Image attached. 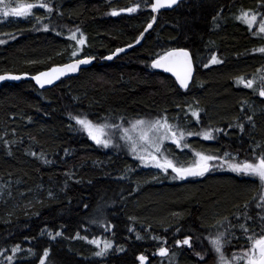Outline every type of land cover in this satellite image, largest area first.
Listing matches in <instances>:
<instances>
[{"label":"trees","instance_id":"1","mask_svg":"<svg viewBox=\"0 0 264 264\" xmlns=\"http://www.w3.org/2000/svg\"><path fill=\"white\" fill-rule=\"evenodd\" d=\"M137 1L143 2L49 0V18L40 11L25 19L0 16V73L34 74L78 59L69 47L80 31L92 52L86 56L97 59L49 89L32 80L0 83V264H141V256L147 264H203L207 257L216 261L215 231L229 229V253L251 246L248 237L264 236L258 179L226 171L173 179L171 171L144 167L126 150L98 146L73 119L162 118L178 110L195 119L196 133L211 129L215 137L191 139L194 150L241 158L264 152V85L237 82L264 64L258 51L264 35L236 21L247 5L264 11V0L181 1L159 12L140 45L104 60L136 42L153 21L146 8L153 0L126 11ZM121 8L126 12L112 14ZM172 48L188 49L195 59V79L185 91L152 67ZM168 148L179 164L192 154L188 147ZM187 237L191 247L178 245ZM105 242L111 244L106 250ZM161 248L168 254L160 255Z\"/></svg>","mask_w":264,"mask_h":264},{"label":"snow or ice","instance_id":"2","mask_svg":"<svg viewBox=\"0 0 264 264\" xmlns=\"http://www.w3.org/2000/svg\"><path fill=\"white\" fill-rule=\"evenodd\" d=\"M177 0H155L154 3L151 4V8L153 11H159L164 7H171L175 5ZM46 8L49 13H51L54 9L48 3H45L44 0H39L38 3H28V4H19L17 7H11L6 3V0H0V14L3 16H27L31 9L33 8ZM139 7H130L126 9L128 12H134ZM113 15H117L115 11L112 13ZM244 20L246 23L251 26L255 20L256 16L253 14L249 17L248 12H242L241 16L238 18ZM155 22V18L153 17V23ZM148 28L152 27V23H149ZM259 30L261 33H264V23H261L259 26ZM77 31H80L77 29ZM83 36V33H81ZM72 40H77L76 33H72ZM143 37L141 36V39ZM86 38L77 40V43L80 45H84ZM0 43H4L3 40H0ZM139 43V40H137ZM132 47V45H129ZM124 49H117V52H122ZM260 52H264V48L259 49ZM73 56L77 55L76 51H73ZM112 57H108L111 59ZM93 58L88 57L84 59H78L73 64L66 65L62 68H52L49 72H41L39 75L33 77V79L43 87L45 84H51L54 80H58L61 75L65 74L67 71L75 72L78 70L79 66L82 64H89ZM212 63H221V61L217 60L215 57L212 58ZM154 68H163L165 71L172 72L176 75L177 79L180 82V85L187 89L189 85V81L192 77L193 65L192 60L189 55V52L184 49H174L168 51L164 55H162L159 59L155 60L152 64ZM6 78L11 79H20L19 76L5 77L0 76V80H4ZM237 82L240 84H244L247 88H252L254 81L249 80L245 81L243 77L237 78ZM259 95L264 96V88L259 90ZM193 116L199 118V113L193 111ZM80 124L83 129L87 132V134L94 140L97 144H100L104 147H108L111 145V138H105L107 136L104 131L107 127L119 128V125H107V124H94L91 120L85 118H81L79 116L73 117ZM251 120V117H249ZM243 129V126H240ZM217 131H223L222 129H218ZM124 139L130 142L131 149L135 153L138 148L144 154L138 155V159L145 162L150 163L158 169H162L165 173L172 170L176 175L173 179L179 178L181 180L187 179L188 177H200L204 176L209 171L213 170L215 165L212 163L213 161L220 160L221 157L214 154H205L203 152H196L195 159L190 165H178L173 159H170L165 152L167 149L163 147V142L165 140H171L177 147H188V144L185 142L183 145L182 141L185 140V136L192 135H202L206 140L215 139L211 130H205L202 133H193L191 131L185 133L184 130L180 129L178 125L174 126L168 123L167 117L157 118L154 121H146L144 119L136 120L132 123L131 128H124ZM135 132V136L130 135L129 133ZM142 146V147H141ZM259 147V145L257 146ZM224 156L230 157V153H225ZM228 165L229 169L237 174L251 177L253 179H258L261 186L264 187V152H261L259 155L255 156L252 160H243L236 162L235 160L228 159L225 161ZM226 219V218H225ZM230 223V222H229ZM244 232L247 234L248 229L245 225H241ZM225 233H218L214 238H210V243L213 246L214 251L219 256L218 264H231V261L227 260L222 249H223V241L222 237ZM139 238V237H138ZM251 241V247L244 253V259H246V264H264V236H260L259 238L253 239L252 237H248ZM191 237H187L183 241H178V243L183 245H188L191 247ZM93 244L99 245V242L96 240L90 241ZM111 247L110 243L105 242L104 250ZM168 250L166 248L160 249V255H167ZM104 251L97 252V256H102ZM49 255L46 250L43 253V256L47 258ZM200 256V253H197ZM11 259V257H9ZM141 260H145L146 257L141 256ZM201 259H204L201 256ZM239 259V258H237ZM40 264H45L44 259L40 260Z\"/></svg>","mask_w":264,"mask_h":264},{"label":"rangeland","instance_id":"3","mask_svg":"<svg viewBox=\"0 0 264 264\" xmlns=\"http://www.w3.org/2000/svg\"><path fill=\"white\" fill-rule=\"evenodd\" d=\"M38 2H39V0H6V3L8 5H10L11 7H17L21 3L28 4V3H38ZM44 2L48 3L49 0H44ZM144 2H145L144 0H143L142 3H139V1H137L136 4L133 7H136L137 5H139L140 8H144V4H145ZM48 4L51 5L50 3H48ZM146 8L151 10V4L146 3ZM38 11H40L41 13L47 15L48 16L47 18H49L53 14L52 12L49 13L46 8L36 7V8L31 9V12L27 16H13V15L3 16L2 14H0V16L3 19H7L9 17H11L14 20H16V19H25L27 17H34V15ZM114 11L116 13H118V14L126 12L124 8H121L118 11H116V10H114ZM136 11H137V9H136ZM136 11L131 12V13H135ZM242 12H248L249 13V17L251 15H253V14L256 16L255 22L250 27L252 29H254V28L256 29L255 33L257 34V36H260V37L263 36L264 33H261L260 30H259L260 24L264 23V11L262 10V5H261V7H259L258 5H255L253 7L251 5H247L245 7H242L241 10L239 11V13L237 14V20L236 21H240V22L243 21L245 24L249 25L244 20L238 19L241 16ZM80 32L83 33V36H81V34H77L79 32H75L76 36H77V40L86 38L85 33L83 31H80ZM77 40H72V42L70 44L71 45L70 48H69L70 57L77 58V57L86 56V54H92L91 51H88V48H84V46L88 44L87 38L85 40L84 45L78 44ZM67 49H68V47H67ZM73 51L77 52L76 56L72 55ZM90 56H92V55H90ZM220 60H221V58H220ZM209 64H211V63H209ZM242 76H243L245 81H249V80L254 81L253 85H255L256 81L257 82H261V84L264 85V64L261 65L259 67V69H257V71L255 73H253L252 75H242ZM260 97L262 99L264 98L263 96H260ZM192 102H193V100H190V101L186 102V104L190 103L189 105H191ZM256 105L257 104H254L255 107H256ZM260 107H261L262 110H264V103ZM195 110H196L195 112H198L197 109H195ZM173 114L174 115H169L168 117L166 116L169 124H172L174 126L178 125L180 129L185 131V133H187L189 131H191L193 133H196L194 130H196L197 125L196 126L194 125V123H195V119L194 118L190 117V115H186V116L183 117L182 115L179 114L178 110H177V112H174ZM81 118H83V117H81ZM106 118L108 119V121H99V122L97 121V122H93V123L94 124H107V125H119L120 126L119 128L107 127V128L104 129V131L107 134V136L105 138H111V140H112L111 145L108 146V147H112V148H114L116 150H121V149L122 150H126V152L128 154H130L131 157H133L134 159L138 160L141 163L142 166L147 167V168H151V169H158V168H156L155 166H153L150 163H145V162L139 160L138 159V155H142L144 153L141 152L139 148H138L137 152L134 153L132 151V149H131L130 142L123 138L124 137L123 129L124 128H131L132 123L135 122L136 120L144 119L146 121H154V120L157 119L156 117L145 116V117H133V118H130V119H126V118H123L122 115H116V116H112V117L106 116L105 119ZM196 119H197V117H196ZM78 127L87 134V132L83 129V127L80 124H78ZM205 130H211V129H205ZM205 130H203V131H205ZM202 132H200V133H202ZM129 134L133 135V136L136 135L135 132H131ZM197 136H199V135H192V136L186 135L185 136V140L181 142L182 145L186 142L188 144V148L190 149V152L192 153L190 155L189 159H188V162L179 164V159L177 157H175L173 154H171V150H169L168 147H176L177 148V146L171 140H165L163 142V147L165 149H167L165 154L170 159H173V161L176 162L178 165H185V166L190 165L193 162V160L195 159V153L196 152H203L205 154H208L207 152H205L203 150L200 151V150H194V149L191 148V147H196L191 142V139H193V138H195ZM201 137H203V136L201 135ZM97 145L100 146V147H104V146H102L100 144H97ZM179 148H186V147L181 146ZM227 153H230L231 156L230 157H226V156H224V154L223 155H218V156L221 157V159L212 162L215 165V167L213 168L212 172L226 171V172H230V173L235 174V175H240V174H237V173L231 171L229 169L228 165L225 163V161L228 160V159H232V160H235L236 162H239V161H243V160H252L255 157V156H253L251 158H249V157L241 158V157L238 156L237 153H234V152L233 153L232 152H227ZM169 171L172 172L171 169H169ZM172 173L174 174V176L176 175L174 172H172ZM261 198H262V200L264 202V187H263V190H262ZM221 232L225 233V235L222 237V241H223V249H222V251H223L225 257L227 258V260L231 261V264H246V259L243 258L244 257V253L247 252V250L251 246L247 245V246L243 247V249L240 248V250H238L237 252H233L232 251L231 253H229L224 248V243H225L224 241H227L226 234H227V232H229V229H228V231L226 229H224V231L223 230L215 231V232L211 233L210 236H211V238H214L216 235H218V233H221ZM178 245H183V244L179 243ZM168 251H169V249H168ZM159 252L160 251H158V253ZM215 258H216V261L215 260H209V258L207 257L203 261V264H218L219 256H218L217 253H216V257ZM237 258H239V259H237ZM141 264H147V260L146 259L145 260H141Z\"/></svg>","mask_w":264,"mask_h":264},{"label":"water","instance_id":"4","mask_svg":"<svg viewBox=\"0 0 264 264\" xmlns=\"http://www.w3.org/2000/svg\"><path fill=\"white\" fill-rule=\"evenodd\" d=\"M181 1H184V0H177V3H176L175 5H172L171 7H164V8H161L158 12H157V11H153V9H152V11H153V17L155 18V22H154V23H153V21L150 22V23H152V27H151V28H148V27H147L148 25L146 26V28L144 29V31L141 33L140 37L138 38L139 43L136 42V43L130 44V45H132V47H129V45L119 47V48H117V49H124V51H122V52H117V49H116L112 54H110V55H108L107 57H105L104 60H111V59L115 58L118 54H121V53H124V54H125V53L129 52L132 48H134V47L140 45V44L143 42V39H144L146 33H147L149 30L153 29V27L156 25V23H157V21H158V14H159V12H160V11L172 10V9H174L175 7H177L178 4H179ZM154 2H155V0L152 1V3H154ZM141 36L143 37L142 39H141ZM174 49H184V48H173V49H171V50H174ZM171 50H169V51H171ZM184 50H186V51L189 52V55H190L191 60H192V65H193L192 77H191V80L189 81V85H188V87H190V85L192 84V82H193V80H194V77H195V73H196V64H195V60H194V57H193L192 53H191L189 50H187V49H184ZM166 53H167V52H166ZM110 56H111L112 58H111V59H108V57H110ZM88 57L93 58V59L91 60V63L80 65L79 68H78V70L75 71V72H71V71H67V72H65V74L61 75L60 78H59L58 80H54L53 83H51V84H45L43 87H41V86H40V85H39V84L33 79V77H35L36 75H39L41 72H49L52 68H62V67H64V66H66V65H69V64H73V63H75V61L78 60V59H84V58H88ZM78 59L71 60V61L66 62V63H64V64L53 65V66H51V67H48V68H46V69H43V70H41V71L35 73V74H28V73L17 74V73H11V72H8V73H0V76H5V77L19 76V77H20V79L6 78V79H4V80H0V83H2V82H6V81H15V82H19V81H21V80H23V79H26V80H32V81L35 83V85H36L39 89H43V90H44V89H49V88L55 87V86H56V85H57L62 79H66V78H68V77H70V76L78 75L82 69L91 66V65L96 61V57H94V56H83V57H79ZM158 59H159V58H158ZM156 60H157V59H156ZM154 61H155V60H154ZM154 61H153V62H154ZM153 62H152V64H153ZM157 69H159V70H161V71H163V72H165V73L170 74L172 77L175 78V80H176L177 85L179 86V88H180L181 90H183V91L186 90L185 88H183V87L180 85V82H179V80L177 79V77H176V75H175L174 73H172V72H168V71H165L163 68H157ZM206 174H207V173H206ZM206 174H205V175H206ZM200 177H202V176H200ZM192 178H198V177H188V178L185 179V180L192 179Z\"/></svg>","mask_w":264,"mask_h":264},{"label":"bare ground","instance_id":"5","mask_svg":"<svg viewBox=\"0 0 264 264\" xmlns=\"http://www.w3.org/2000/svg\"><path fill=\"white\" fill-rule=\"evenodd\" d=\"M158 18H159V14H158ZM151 22H152V21H151ZM148 24H149V23H148ZM143 31H144V30H143ZM143 31H142V32H143ZM149 31H150V30H149ZM149 31H148V32H149ZM146 34H147V33H146ZM140 35H141V34H140ZM139 37H140V36H139ZM143 40H144V39H143ZM136 42H137V41H136ZM136 42H134V43H136ZM131 44H133V43H131ZM128 45H130V44H128ZM125 46H126V45H125ZM68 47H69V46H68ZM69 48H70V47H69ZM172 49H173V48H172ZM184 49H185V48H184ZM170 50H171V49H170ZM187 50H188V49H187ZM167 52H168V51H167ZM190 52H191V51H190ZM118 55H119V54H118ZM118 55H117V56H118ZM163 55H164V54H163ZM117 56H116V57H117ZM94 57H95V56H94ZM159 58H160V57H159ZM157 59H158V58H157ZM96 60H97V59H96ZM155 60H156V59H155ZM194 60H195V59H194ZM107 61H108V60H107ZM153 61H154V60H153ZM195 64H196V63H195ZM196 71H197V66H196ZM5 73H8V72H5ZM11 73H13V72H11ZM36 73H37V72H36ZM17 74H23V73H17ZM28 74H29V73H28ZM34 74H35V73H34ZM195 75H196V73H195ZM70 77H71V76H70ZM194 79H195V77H194ZM23 80H26V79H23ZM21 81H22V80H21ZM193 81H194V80H193ZM6 82H15V81H6ZM2 83H4V82H2ZM192 83H193V82H192ZM191 85H192V84H191ZM191 85H190V86H191ZM178 87H179V86H178ZM188 88H189V87H188ZM188 88H187V89H188ZM187 89H186V90H187ZM184 91H185V90H184ZM246 103H247V102H246ZM261 152H262V151H261Z\"/></svg>","mask_w":264,"mask_h":264}]
</instances>
